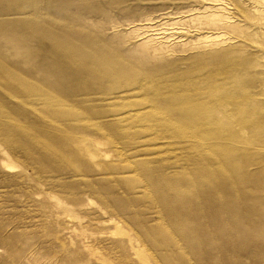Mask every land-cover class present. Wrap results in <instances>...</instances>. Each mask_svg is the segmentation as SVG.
I'll use <instances>...</instances> for the list:
<instances>
[{
	"label": "rangeland",
	"instance_id": "obj_1",
	"mask_svg": "<svg viewBox=\"0 0 264 264\" xmlns=\"http://www.w3.org/2000/svg\"><path fill=\"white\" fill-rule=\"evenodd\" d=\"M0 264H264V0H0Z\"/></svg>",
	"mask_w": 264,
	"mask_h": 264
}]
</instances>
